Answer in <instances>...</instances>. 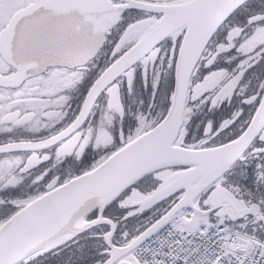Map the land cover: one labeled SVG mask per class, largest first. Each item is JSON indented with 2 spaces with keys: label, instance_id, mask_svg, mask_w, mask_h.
Listing matches in <instances>:
<instances>
[{
  "label": "snow or ice",
  "instance_id": "obj_1",
  "mask_svg": "<svg viewBox=\"0 0 264 264\" xmlns=\"http://www.w3.org/2000/svg\"><path fill=\"white\" fill-rule=\"evenodd\" d=\"M0 264H264V0H0Z\"/></svg>",
  "mask_w": 264,
  "mask_h": 264
}]
</instances>
